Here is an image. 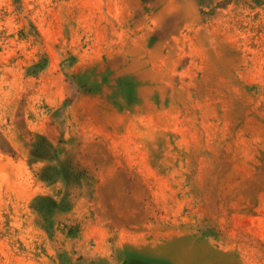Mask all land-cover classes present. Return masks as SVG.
Segmentation results:
<instances>
[{
	"label": "rangeland",
	"instance_id": "obj_1",
	"mask_svg": "<svg viewBox=\"0 0 264 264\" xmlns=\"http://www.w3.org/2000/svg\"><path fill=\"white\" fill-rule=\"evenodd\" d=\"M0 264H264V0H0Z\"/></svg>",
	"mask_w": 264,
	"mask_h": 264
}]
</instances>
